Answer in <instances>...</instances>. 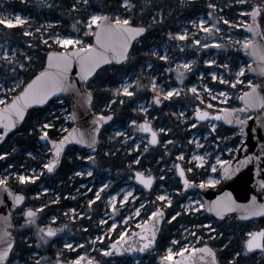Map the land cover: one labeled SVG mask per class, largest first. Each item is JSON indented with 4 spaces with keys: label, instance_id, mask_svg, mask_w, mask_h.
Wrapping results in <instances>:
<instances>
[{
    "label": "snow or ice",
    "instance_id": "6c2138e0",
    "mask_svg": "<svg viewBox=\"0 0 264 264\" xmlns=\"http://www.w3.org/2000/svg\"><path fill=\"white\" fill-rule=\"evenodd\" d=\"M124 11H131L136 8V4L132 0H118ZM235 2L243 7L239 9V15L243 18L246 16L251 17V22L248 19H243L242 23L236 20H230L227 17H221L216 19L213 17V12L209 11L207 13L208 17H213L214 22L209 23L205 18H199L198 22L196 20L190 21L192 24L196 25L197 29L202 30L205 34V38L211 39L212 44L207 42L202 43L201 39L193 37V43L195 45H201L203 48H210L215 45L216 48L225 47L218 40L215 39L217 33L223 31L221 25H230L233 28H247V30L253 35L251 37H245L242 40L234 39L232 36H228L227 40L231 42V47L243 49L249 55L258 58L261 62L259 68H253L251 65L242 64L238 67V71L233 72L230 63L221 64L220 67L226 70L224 75H219L216 71L211 72V77L213 80L219 81L223 85H228L229 88H236L237 85L247 84V90L243 88L240 89L241 95L239 99L244 102L243 108L225 106L222 110L211 111L209 109L217 108L218 105H213L208 102L207 108H202L199 104L196 106L194 116L196 117V122L190 125L191 128H196L200 122H207L210 125V130L207 135L212 136L217 130V123L215 121H225L228 125L237 124L240 126L239 132L246 137L248 121L252 119L251 115L248 113L252 109H261L264 111V83H255L252 79L245 78L246 71H260L264 73V27L259 25L258 18H264V0H235ZM40 4L43 7L52 8L53 4H50L48 0H40ZM152 4V0H145L143 6L140 7V12L143 14L145 9ZM91 8V0H75L70 7V11L79 13L85 7ZM209 8L218 9L219 5L216 3H210ZM30 17H25L20 14H11L10 16L0 15V25H6L8 28L14 25H26ZM153 23L162 22L164 20L163 12H160L157 16L150 17ZM55 24L61 23V21L56 20ZM80 23L86 26L83 31L84 37H94V42H87L81 36L76 34H53L49 35L46 39L42 40V43L48 45L49 41H53L56 45L62 46L64 51H50L47 54V63L41 67V70L32 74L31 78L25 80L22 78V72H26L31 67L33 57L27 52L19 49H13L9 46L0 45V143H3L8 137L9 133L13 129L17 128L20 122L25 120L26 115L30 108L33 106H43L47 105L49 101L56 97L59 99V94L72 92L75 94V106L73 111L68 114L69 120H77V107H82L85 110H93L94 94L93 89L89 87L90 78H97V70L101 71L103 65H109L112 61L117 62H127L130 61V49L132 48L133 41L137 40L138 37H142L143 34L149 31V25L144 23L133 22V17L131 15L121 16L119 14L109 15L102 11H89L87 17L84 21ZM53 26L52 22H49L48 27ZM72 27L77 33L81 31L80 28L74 23ZM45 29L36 28L34 31L29 30L24 33L26 36H33L40 34L42 35ZM168 36L172 39H177L180 41H186L189 38V32L187 30L172 33L169 32ZM33 46V43L29 41V47ZM38 46V45H35ZM71 46V50H69ZM181 50H183L181 46ZM151 54L155 55L158 59L162 61H168L170 59L169 53L165 51L163 54L159 50H151ZM255 62V61H254ZM79 66V72L76 76L83 84H77L73 75L72 68L74 64ZM208 65H215L217 61L214 58H210L204 61ZM196 64L195 60L185 61L182 65L177 63L176 79L180 81L183 85L185 78V71L191 70L192 66ZM148 69H152L153 65L151 63L147 64ZM183 69V70H181ZM169 72L172 71L171 68L168 69ZM231 75L233 78L226 79V75ZM204 73H200L201 79ZM134 85L139 87H144L140 83L139 78L135 80H126L114 91L117 95L121 92L126 96L135 95ZM150 86L152 91L156 93L153 96V100L156 104H162L163 100L161 97L171 99L173 95L180 96L182 94V88L170 87L167 90H158L157 79L153 76L150 80ZM193 94H198L201 89L193 84L190 89ZM203 91L211 95L213 99L220 100L224 105L228 104L229 98L232 93L228 88L222 89L219 92H215L213 88L209 87L208 84L203 85ZM197 98L201 101L204 100L203 95H198ZM115 100H109L105 107H110L111 104L115 103ZM123 104L124 101L120 100ZM140 112L145 113V118L142 122L136 119L131 120V124L136 127V130L143 133H150V145H157L160 143L158 133H163L165 131L171 132L172 129L159 128L158 130L153 128L150 120L147 118L148 107H141ZM180 117L184 116V113H179ZM113 115H106L104 112H97L92 119L90 132H86L80 128H72L70 131L66 130V135H63L60 139H52L49 136V129L54 128L55 125L48 121H43L40 123L39 132L40 139L48 141L50 147L48 151L53 153L50 159L43 164L40 174H43V170L46 169L48 172L56 171L58 165L61 163L62 156L65 152L66 146L69 143L76 142L80 145H87L89 148L95 149L99 143V134L101 129L104 127L105 122L112 121ZM35 131V129H33ZM116 136H125L128 139H133L129 136L127 132L118 131L115 133ZM226 137L215 136L213 138V143L215 144L217 140H224ZM197 148H203V144L199 140H193ZM168 143H171L169 141ZM219 147V145H216ZM140 144H135L132 150H139ZM261 147L264 148V142H262ZM15 149H13V152ZM144 152L148 151V147H144ZM229 153L234 150L231 147L227 148ZM238 151V149H237ZM11 153L4 151L0 152V160L5 159L10 156ZM28 156H33L32 152L28 153ZM210 154L205 152L204 154H193L191 156L192 161H197L200 167L208 164ZM252 156H246L241 164L253 159ZM259 159V157H255ZM81 159L95 162L94 155H84ZM178 159L183 161L185 159V154L183 152L179 153ZM216 164L225 166L229 164V161L221 159L219 156L216 158ZM132 163L139 165L140 159L137 158ZM216 164H210L212 172L217 171ZM131 166V165H130ZM179 172V177L183 180V188H176L175 192H186L189 188L197 186L196 181L189 179L186 175V169L182 165H176ZM32 173H36V169L31 170ZM146 171L148 174H146ZM193 171L192 168H188L187 172ZM134 175L131 179L139 181L147 189H152L154 182L157 180L155 175L150 173V170L141 171L138 169H133ZM79 176H93V171H80L77 173ZM224 174L227 176L229 174V168L224 167ZM12 174L9 173L4 176H0V190L7 192L12 198L11 207L8 209L7 214L0 213V264H18L16 260V249L18 245L16 243L13 231L15 225L12 223L13 209H18V206L22 205L26 199L25 195L22 193L14 192L9 186V180ZM16 179L21 183H28L29 181H35L39 178L36 174H22L20 172L15 173ZM163 179V177H161ZM219 181L209 177L207 180H200L198 187L206 188L209 185L218 183ZM111 182L102 183L99 190L94 194V199H89L88 204L92 205L95 201L100 200V193L105 189L109 188ZM261 187H264V180L260 181ZM89 191L92 189L89 188ZM45 192L48 191L47 188L44 189ZM121 192H123L121 198ZM136 192L135 188L122 189L120 192H116L110 195L108 199L111 202V215L110 218L113 222L108 227V231L101 233L94 237V243L97 241H103L105 237L110 238V233L115 231L118 224L124 226V230L117 234L116 239L111 243L110 246L100 247L99 252L105 256H113L116 253H145L153 251L157 245V236L160 231L159 224L163 222L165 218V209L163 206L157 207L155 210H150L145 217L136 222L137 230H131L130 221L134 220L135 217H141V210L145 209L146 204L140 203L139 207L134 209V216L129 214L122 217L120 220H116L114 217L119 213V208L117 204L121 206L126 205L130 198L134 202L137 197L134 195ZM39 195V193L37 194ZM230 196L231 194H226ZM157 200L165 202L167 206L173 204V197L168 192H162L157 196ZM55 202V201H54ZM6 201L0 196V205H4ZM151 203V202H147ZM46 205H41L40 209H34L32 207L19 208L18 212L23 218V223L20 225L21 229H29L30 226L36 227V234L39 239L45 243L48 242L49 238L55 237L58 232L62 231V228H55L51 224L40 225L38 223V213ZM235 208H239L242 211V218H248L250 216L264 215V203H258L257 197L252 196L251 203L248 205L237 204L234 200H225L224 198H218L215 201L203 203L199 199L189 198V202L181 206V211H176L174 215L171 216V220L174 221L177 217L182 215V212L188 214H197L201 210H205L210 213H215L217 217L224 218L227 213L232 212ZM73 216L70 218L77 219L75 208L71 209ZM83 216L84 213H80ZM59 217L52 216L51 220L55 222ZM101 225H107L108 220L101 219L99 221ZM68 225L64 224L63 228H67ZM199 227H207L209 232H216L215 228L211 227V223L208 225H200ZM185 232L188 229L185 228ZM189 235L198 243L203 240L204 237L197 236L196 232H190ZM220 235H223L220 233ZM214 237H209L213 239ZM184 243L181 244V240L173 238V245H180V247L174 251L172 246H167L165 248V254L159 256L161 264H221V260L218 256V252L215 248L209 244H203L200 247L196 246V243L189 242L187 237H183ZM244 247L241 251H236L231 259L228 260V264H239L242 257L248 255V253L254 250H264V228L260 230L248 231L247 239L244 242ZM67 249H72L73 244L68 243L64 245ZM76 247H83L77 244ZM225 248L228 247L227 244L224 245ZM180 256L179 260H173L174 256ZM60 256V253L57 254ZM45 261L44 257H40L38 260H34L32 264H43ZM28 264V262H25ZM55 264H101L99 260L95 258H88L87 253L78 254L74 259L65 261L63 259H57ZM139 264V261L136 262Z\"/></svg>",
    "mask_w": 264,
    "mask_h": 264
},
{
    "label": "trees",
    "instance_id": "16d2710c",
    "mask_svg": "<svg viewBox=\"0 0 264 264\" xmlns=\"http://www.w3.org/2000/svg\"><path fill=\"white\" fill-rule=\"evenodd\" d=\"M215 1H217L218 5L229 14H235L241 7H243L237 4L235 0H152V4L145 9L143 14H141L139 9L144 5L145 0H132V2L136 4V8L127 12L123 10L118 0H91V8L86 6L79 13H77L69 10L75 0H49L48 2L53 4V7L50 8V19L53 21H61V23L57 24L54 28L65 31L70 29L74 34L78 35H82L86 28V26L80 22L84 21L88 12L93 10L106 12L109 15H131L133 17L134 23L139 22L149 25V31L135 42L130 54V61L122 66H106L102 71L100 70L97 73V78H92L89 81V87L93 89L94 93V111L104 112L105 114L114 113V123L124 125L128 119L137 118L139 114L137 112L138 102L143 99H149L154 94L150 86L151 79L149 72L145 68L146 63L148 61H152L153 64L160 69H163V67L166 65L165 62L159 61L157 58L153 57L151 54L152 47L168 40L169 32L176 33L184 24L188 23L193 18L199 16L200 14H207L209 11H211L209 4ZM0 2L8 5L12 3L15 4L12 8L13 10L23 11L31 18L38 17V19L41 20L40 18L44 19V17L47 15L46 8L41 5H37L36 1L34 0H26L24 2H21L20 0H13L12 3L9 1L7 2L6 0H0ZM40 9H42V11H38ZM160 12H163L164 20L162 22L153 23L150 17L157 16L158 18V14ZM41 15L44 16L41 17ZM74 23L78 28L81 29L79 33H77L72 27ZM238 31L243 35V28H240ZM0 35L5 38L11 37L12 40L17 43H21L22 39L24 38L23 31L19 28V26L8 28L4 25H0ZM85 38L87 41L92 42L91 36ZM176 42L177 40H173L174 44H176ZM183 42H185L192 50L191 56L195 57L196 64H194V68L196 69V72H204L205 74H208L211 67L205 66L203 64L206 51L200 48L199 45L193 44L190 46V43L193 42V38L191 37ZM52 48H57V46L54 45L51 48L45 47V49L49 50ZM37 50L39 54V60L35 62L32 61L31 67L26 70V72H22L25 76V80L31 78L32 74L38 72L41 67L44 66L45 55L47 52L43 51L40 53L39 49ZM227 50L232 57L231 65L233 69H238L241 62H246L242 55L241 49H233V47L229 46ZM199 52L202 54L198 58ZM129 73H133L135 79L139 78L140 83L144 85V87L134 85L135 95L131 97L121 94L117 95L114 90L119 87L121 82L120 74ZM189 76L190 77L187 80V85L196 80L195 72H192ZM249 77V74L245 75V78L248 79ZM212 83L218 84V82ZM220 86L228 85L221 84ZM241 88L244 90L247 89V87H243V85H237V87L234 88V91H239ZM109 100H115L116 102L111 104L110 107H105ZM120 100H123L124 103L121 104ZM64 101L67 105H69L68 99H64ZM55 102L56 100H53L46 107L31 110L24 124L15 132L11 133L4 143L0 144V152L7 151L11 153L10 156L0 160V172L7 167H11L12 170L18 169L19 166L25 162L24 160L28 158L29 152H36L39 147H43L39 141V126L41 122L46 120L55 125L54 128L49 129V136L51 138L58 139L65 134L66 131L60 127L63 119H55L56 116H58V113H54L52 115L50 113L51 105ZM198 104L205 106L204 103L197 99L196 95L185 94V96L180 95L174 96L171 99H163V103L160 106H157L155 110L151 111L152 115H158L159 113V120L162 119L164 123L172 125L174 130L178 132V135L174 136V139L176 140L175 143L168 146L169 154L164 155V162L177 160L176 156L178 152L180 150H184L185 145L189 144L188 140L190 137V131H186L185 134H182V129L183 127H187L190 122H196L194 117H192V119L182 124V121L177 116V107L181 106L182 108H187L188 114H193V107ZM235 105H239L238 98L235 100V103H232L230 106L234 107ZM158 118L156 121H158ZM114 123L107 125L101 132L99 151L96 155H94L95 162L91 161V164L94 168V177H96L98 180H104L115 173L128 172L132 174L133 169H147L151 170V172L156 175H160V167L163 161H158V158L160 156L159 150L161 147L156 148V151L143 152L142 148L137 151H129L127 146H123L117 142H109L110 128ZM67 124L70 126L69 122H67ZM205 125V123H200V126L203 129V126ZM33 129H35V131H33ZM169 136H172V133L166 135L162 134V141L166 140V138ZM215 136L226 137L224 140H219L221 148H227L228 146L237 147L242 141L237 129L223 124L218 125L216 132L212 135V140ZM179 143L180 146L178 147ZM191 148L192 145L189 144L188 151ZM13 149H15L14 152ZM80 151L84 152L83 149L79 150L76 146H70L65 152L60 169L54 175H49L44 172L42 177L35 180L34 182L29 181L28 183H21L13 177H11L9 180V185L11 187L26 195V202L23 208L32 207L34 209H40L41 205H46V207H44L42 211L38 213V223L40 225L51 224L55 228H63V225L66 222L63 212L69 210L72 206L79 204V202L75 203L74 201L65 198L68 188H64L63 185L59 187L60 197H58V201L55 199L54 193L50 192L49 190L52 186L55 187V184H57L59 180L68 182L70 180V176L76 172L80 164L90 162L82 160L81 158L78 159L77 153ZM160 152L163 154V149H161ZM45 156L48 157L49 154L45 153ZM137 158L140 159L139 165L132 163V161ZM34 161L40 166L41 163H45V159ZM185 167H189L187 162H185ZM208 173V169L203 171L201 169L194 168L193 171L188 172V175L190 179L200 182V180L206 179ZM43 186H48L47 192L43 191ZM175 187L182 189V186L179 182H177ZM158 192V184L157 187L151 192L142 190V194L147 197L148 202H151L147 203L145 207V216L150 210H155L158 207ZM38 193L39 195H37ZM92 195L93 193H91V196ZM185 196L186 194L184 192L175 193L173 204L170 207H167V219L160 233L157 247L155 251L149 255L152 257V259H158L160 255L165 254V248L169 246L172 242V239L179 234L178 231L181 225L185 224L197 227L212 221V224L216 228V235L212 236L214 233L207 232V227H197V236L202 235L204 237V239L201 240L198 245H202L204 242L211 244L217 250L221 264H228V260L231 259L234 253L243 249L246 239L245 231L252 227H264V217L258 222H241L234 215L228 217V219L225 221H218L205 214H201V216H199L198 214L193 215L182 212L181 216L172 221L171 216L174 215L176 211L182 210L180 204ZM81 200H83V197ZM99 205H101L99 201H95V203L89 207L88 203L85 201L83 207L84 209H88L87 212H91L94 216H96V209L99 208L100 210L102 207ZM52 216H57L59 219L53 222L51 220ZM91 220L92 218H81L78 221H72L68 223V226L79 234L78 237L74 238V240L76 242L82 241L87 244V249L90 247V245H88V241L90 240L93 232L96 230L93 229L94 226L91 224ZM22 223L23 218L21 215L15 216V236L16 243L18 245V248L16 249V260L18 261V264H25V262L32 264V262L38 258L35 255L36 252L43 255L45 254L44 258L48 262H54L58 258L69 261L74 259L82 250H68L62 246L61 242L53 238L47 245L43 247V249H45V251H43L42 247H38L36 245L35 242L37 239L35 237H30L27 239V241L22 239L26 234L23 232L26 229L20 228ZM90 225L91 229H86L89 228ZM33 227L35 226H31V228L26 230V232L28 231L31 233L30 231L34 230ZM220 233L223 235H220ZM209 237L214 238L209 239ZM225 244L228 245L227 248L224 247ZM58 253H60L59 257L57 256ZM92 254L101 262V264H131V258L129 256L119 258L113 257L117 259V261L112 263L110 260L111 256L107 257L100 253L99 250L93 251ZM239 264H264V252L260 254L257 252H250L247 256L240 259Z\"/></svg>",
    "mask_w": 264,
    "mask_h": 264
},
{
    "label": "rangeland",
    "instance_id": "374dc122",
    "mask_svg": "<svg viewBox=\"0 0 264 264\" xmlns=\"http://www.w3.org/2000/svg\"><path fill=\"white\" fill-rule=\"evenodd\" d=\"M7 2H13V0H6ZM21 2H24L26 0H20ZM36 1L37 5H41L40 4V0H34ZM49 1V0H48ZM214 3L218 4L217 1H215ZM15 4H4L3 2H0V15H4V16H10L11 14H20L23 15L25 17H30L28 14L24 13L23 11H16L13 10V6ZM46 8L47 11V15L44 17V19L40 18L41 20L38 19V17L35 18H31L28 20L26 25H14V26H19V28L23 31V35L26 31L29 30H35L36 28H43L45 29V31L43 32L42 35L37 34V35H33V36H26L24 35V38L22 39L21 43H17L14 42V40H12L11 37H3L0 35V45L3 46H9L13 49H19V50H23L25 52H27L29 55H31L33 57V62L38 61L39 60V54H38V50L39 52H43V51H48L49 49H45L46 48H51L54 45H56L53 41H49L48 45H45L44 43H42L43 39H46L49 35H53V34H62V33H68V34H74L72 32V30L68 29V30H61V29H55L54 27L57 25L55 24L53 20L50 19L51 14H50V8ZM38 11H42V9L38 10ZM211 12H213V17H215L216 19H219L221 17H227L230 20H236L239 23H242L243 19H248L250 22V16H246V17H241L239 15V11L235 14H229L227 12L224 11V9L222 7L219 6L218 9H211ZM44 15H41V17H43ZM124 16V15H121ZM213 17H208L207 14H200L199 16L193 18L192 20H196L198 22L199 18H205L209 21V23L214 22ZM190 20V21H192ZM188 22L186 24H184L180 30L178 32L187 30L189 32V37L193 38H199L201 39L202 43L207 42L209 44H212V40L211 39H207L205 38V34L202 32V30L197 29L196 25L192 24L191 22ZM49 22L53 23V26L51 28L48 27ZM260 22H261V26L264 27V18H260ZM6 26V25H4ZM7 27V26H6ZM221 27L223 28V31L217 33L215 39L218 40L222 45H225V47H221V48H216L215 45H212L210 48H203L201 45L200 48L204 49L206 51V55L204 56V60H203V64L205 66H209L211 67L210 72L208 74H205L204 72V76L201 79L200 77V73L201 72H196V69L194 68V65L192 66L191 70H183L185 71V78L183 81V85L180 84V81L176 79L177 76V70H176V64H183L185 61H191V60H195L194 56H191V49L190 47H188V45L180 40L177 39H172L169 37L168 40H166L164 43L161 44H156L152 47L151 50L155 49V50H159L162 54L167 51L169 53L170 59L168 61H163L165 62V67H163V69H160L159 67H156L152 61H148L146 63V70L149 72V76L150 79L155 76L157 79V86H158V90H167L170 87H178V88H182V94L181 95H203L204 96V100L201 101L202 103L205 104V106H201L202 108H207L208 107V102H211L213 105H218L219 109L217 108H212V111H217V110H221L223 109L225 106H230L232 103H235V100L238 98V96L241 94V91H234V88H229V86H220L221 83H219V81L217 80H213L211 77V72L212 71H216L219 75H224L226 73V70L224 68H221L220 65L221 64H225V63H232V57L231 54L228 53L229 51L227 50V48L229 46H231V42L227 40L228 36H232L234 39H240L242 40L245 37H250V35H248L247 33L243 32V35L240 34V32L238 31L240 28H233L230 25H221ZM78 35V34H76ZM81 36L83 39L86 40V38L82 35ZM29 37V38H28ZM173 40H177L176 44L173 43ZM29 41H31L33 43V46L29 47ZM89 42V41H87ZM194 43L191 42L190 46L193 45ZM38 45V46H35ZM57 48L60 49H64L62 46L56 45ZM181 46L183 48V50H181ZM69 48H71V46H69ZM235 49V48H233ZM32 51V52H30ZM33 53V54H32ZM202 53L199 52L198 58L200 57ZM154 58H157L155 55H153ZM210 58H214L217 61V64L215 65H208L206 63H204L205 60L210 59ZM158 59V58H157ZM159 61H162L160 59H158ZM246 62H241L240 65L242 64H248L250 65V60L245 59ZM151 63L153 65L152 69H148L147 68V64ZM34 64V63H33ZM232 66V65H231ZM171 68L172 71L169 72L168 69ZM233 72L238 71V69H233ZM195 72V77L196 80L193 81L192 83H190L189 85H187V80L189 79V75ZM248 74V71L245 72V75ZM121 75V82L119 84V86L124 83L126 80H135L134 74L133 73H129V74H120ZM210 77V79H209ZM22 78L25 79L24 74L22 73ZM226 79H231L233 78L230 74L225 76ZM210 81H209V80ZM248 79H252L253 82H255V78L252 77L250 75V77ZM212 82H218V84H214ZM170 83V84H167ZM195 84L198 88L201 89V92L198 94H193L190 91H187L188 89H190V87ZM204 84H208L209 87L213 88L215 92H219L222 89L228 88V90L232 93V96L229 98L228 100V104L224 105L220 100H215L213 99V97L209 94H207L206 92L203 91V85ZM220 84V85H219ZM243 87H247V84L243 85ZM121 95H124L122 92L120 93ZM156 95V93H154L149 99H143L141 101L138 102L137 104V112L139 113L137 118H131L128 119L126 124L124 125H120L119 123H114V125L112 126V128H110V133H109V142H117L118 144H121L123 146H127L129 151H134L132 150L134 148L135 144H140L142 148V151L144 149V147H148V151H156V147H154L153 145L149 144V136L143 132H139L136 130V127L133 126L131 124V120L136 119L139 122H142L143 119L145 118V113H142L139 111V109L141 107H148V113H147V118L150 120L153 128L155 129H159V128H171L172 131L171 132H163L162 134H171L172 136H169L166 138V140L162 141L160 139V143L158 145V147H161V149H163L164 153L162 154L159 150V158L158 161H163V163L161 164L160 167V175H156L154 173L151 172L150 173L152 175H155L158 180L160 181L158 184V195L162 192H168L169 194L172 195V197L174 198L175 196V189L177 187H175L177 185V182H179V178L176 172V165L178 162H182L184 161L187 162L188 164V168H197V169H201L203 171H205L206 169H208L209 173L208 176L206 177L205 180H207L209 177H212L218 181H220V173H221V169H222V165L216 164V157L219 156L221 159L223 160H231L237 151L238 147H234V146H228L233 148V152L229 153L227 151V148H221L220 144H219V140L216 141V143L214 144L212 141V136H208L207 133L210 130V125L207 122H202L205 123L206 125L203 126L204 129L200 126V123L197 125L196 128H191L190 125L192 123L195 122H190V124L187 127H183L182 129V134H185L186 131H190V137L188 140V143L192 145V148L188 151L189 148V144L185 145L184 150H180L177 154V160L175 161H170V162H164V155H168L169 151H168V146L175 143V139L174 136L178 135V132H176L174 130V127L172 125H168L167 123H164L162 121V119L159 120L158 115L151 114V111L155 110L157 106H160L161 104H156L153 100V96ZM176 95H173V97ZM161 99H168L165 97H161ZM198 99V98H197ZM199 100V99H198ZM241 104L239 105H235L234 107H239ZM197 106V105H196ZM196 106L193 107V114H188V109L187 108H182L181 106L177 107V116L179 117V119L182 121V124H184L186 121L192 119V117H194V119L196 120V117L194 116V112L196 109ZM232 107V106H230ZM51 115L54 113H58V116H56L55 119H63L62 123H61V128L62 129H68L70 126L67 124L68 122V114L69 112V105H67L64 101V99H58L56 100V102L54 104L51 105ZM183 112L184 116L180 117L179 113ZM158 118V121H156V119ZM217 125H219L217 123ZM118 131H123V132H127L129 134V136L133 137V139H128L125 136H116L115 133ZM159 135H161V133H159ZM161 138V137H160ZM193 140H199L201 144H203V148H197L195 143H193ZM169 141H171V143H168ZM219 145V147H217L216 145ZM177 146V145H176ZM180 146V143L178 144V147ZM157 147V148H158ZM139 149V150H140ZM137 151V150H135ZM48 149L46 147H39L38 150L36 152H32L33 156H28L27 159H25L24 163L21 164L19 166L18 169L12 170L11 167H7L4 168L1 172H0V176H4L7 175L9 173L12 174V177L16 179L15 177V173L16 172H20L22 174H36L40 177H42V175L44 174V170H43V174H40L41 169L43 168V164L41 163V166L38 165L37 162H35L34 160H41V159H45V162H47L49 157L45 156V153H48ZM144 152V151H143ZM183 152L185 154V159L183 161L178 159L179 153ZM205 152L210 154L209 160H208V164H205L203 167L199 166V163L197 161H192L191 160V156L193 154H204ZM78 159H80L82 156L84 155H88L87 152L84 150V152H78ZM84 160V159H82ZM186 160V161H185ZM88 161V160H85ZM210 164H216L217 167V171L216 172H212L211 168L209 167ZM186 167V170L188 169ZM32 169H36V173H32ZM165 169V170H164ZM88 170H92L93 171V176H79L77 173H79L80 171H88ZM143 171L147 170V169H142ZM146 173L148 174V172L146 171ZM74 176H78V181H81V178H86L87 181H84L83 183L79 184L78 187L72 188V189H68V192L65 195V198H68L72 201H74L76 204L74 206H72L69 210L64 211L63 215H65V224L68 225L69 222L72 221H78L81 218H86V219H90L91 220V224H93L94 228L96 229L93 234L90 237V240L88 241V245H90V247L87 249V244H85L82 241H78L76 242L74 240L75 237H78V233L75 230H72L71 227H67V228H62V231L58 232L57 235L55 237H51L49 238L48 242L45 243L43 241H41L39 239V236L36 234V227H33V231H30L31 233H29L28 231L26 232V230H24L23 232L26 233L25 236H23V240L27 241V239H29L30 237H35L37 239V241L35 242L36 245L38 247H42V250L45 251V249H43V247L45 245H47L51 239L55 238L57 239V241L62 243V246L64 247L65 244L71 243L73 244V248L72 249H68V250H78V249H82L80 251L79 254H85L87 253V255H89L92 258H95L94 255L92 254L93 251L99 250L100 247H106V246H110V244L116 239L117 234L120 231L124 230V226L122 224H118L117 228L115 229V231H113L112 233H110V238L109 237H105V239L101 242V241H97V242H93L94 241V237L96 235H99L101 233H105L108 231V227L111 225V223L113 222V219L110 218L111 215V202L108 199V197L110 195L115 194L116 192H120L122 189H128V188H135L136 192L134 193V195L137 197V199L133 202L132 199L130 198L129 202L126 205L121 206L120 204H117V207L119 208V213L115 215V219L116 220H120L122 217L127 216L129 214H132L134 216V209L136 207H139L140 203H145L147 205L148 199L147 197L142 194L141 188L137 186L134 183V180L131 179V177L133 175H127V180H124V178H121L122 173H115L114 175H110L109 177H107L104 180H98L96 177H94V168L93 165L91 164V161L89 163H82L80 164V166L78 167V169L76 170V172L73 174ZM161 177H163V179H161ZM38 178V179H39ZM73 181L74 178H71L68 182H58L57 184H55L56 186H52L51 189L49 190L50 192L54 193V197L55 199L58 201V197H60V192H59V187L61 185H64L65 187H72L73 185ZM110 183L109 188L105 189L103 192L100 193V200L99 203L102 206L101 209L99 210V208L96 209V216H94L91 212H87L88 209H84L83 205L85 203V201L88 203L89 199H94V194L99 190L100 185L102 183ZM119 183H121V185H119ZM180 183V182H179ZM48 186H43V188H47ZM91 188L92 190L89 191L88 189ZM43 189V191H44ZM48 189V188H47ZM91 193H93V195L91 196ZM186 196L184 197L183 201L180 204V207L184 204H187L189 202V198H194V199H199L202 201L201 196L199 194V192L197 191H188L185 193ZM123 192H121V198H122ZM157 195V196H158ZM83 197V200H81V198ZM138 201V203H137ZM158 201V200H157ZM88 206H92L89 205ZM158 206H163L167 209V205L165 202H161L158 201ZM75 208L77 210L76 212V216L77 219L73 220L70 217L73 216V213L71 212V209ZM26 209V208H25ZM144 210H141V217H135L134 216V220L130 221L129 223L131 224V229L129 234L131 233V230H136V222L141 220V218L145 217L144 214ZM80 213H84L83 216H80ZM199 216H201V214H204L203 209L201 210L200 213H197ZM18 216H20V214H17ZM101 219H106L108 220V224L107 225H101L99 223V221ZM209 223H211V227L215 228V226L212 224V221L207 222L204 225H208ZM260 227V226H259ZM259 227H252L248 230L245 231V235H246V239H247V232L248 231H254L256 229H259ZM31 228V226H30ZM185 228L188 229V232H185ZM196 228L195 226H190V225H181L180 229L178 231V235L174 238L180 239L181 240V244L184 243V239L183 237H187L189 242H193L196 243V241L193 239V237L191 235H189L190 232H196ZM86 229H91V225L89 228ZM208 229V228H207ZM216 229V228H215ZM231 229V228H230ZM207 232H209L207 230ZM22 233V234H24ZM213 233V232H212ZM215 232L212 236H215ZM245 239V240H246ZM173 240V239H172ZM56 241V242H57ZM200 243V241L198 243H196V246H199L198 244ZM77 244L82 245L83 247H76ZM205 244V242L203 243ZM169 246L173 247V250L176 251L180 245H173L172 242ZM245 246V245H244ZM67 249V248H66ZM153 253V252H152ZM152 253H149L143 257H140L138 259H131L130 263L131 264H136L137 261H139V264H159L158 263V259H152V257H150L149 255H151ZM37 260L40 257H45V254H41L36 252L35 253ZM179 256V255H177ZM174 256L173 258L177 257ZM110 257V256H108ZM113 257H118L116 255H113L110 257V260L112 263H115L117 261V259L113 258ZM159 258V257H158ZM96 259V258H95ZM43 264H55L54 262H48L47 260H45L43 262ZM118 264H122V263H118Z\"/></svg>",
    "mask_w": 264,
    "mask_h": 264
},
{
    "label": "water",
    "instance_id": "95a60500",
    "mask_svg": "<svg viewBox=\"0 0 264 264\" xmlns=\"http://www.w3.org/2000/svg\"><path fill=\"white\" fill-rule=\"evenodd\" d=\"M250 22H251V17H250ZM259 25L261 26L260 21H259ZM244 31L248 35H250V37L253 35V33L249 32L247 30V28H244ZM140 38L141 37H138L137 40L133 41L132 48H133L135 42L138 41ZM92 42H94V37H92ZM132 48L130 49V54H131ZM64 50L65 49H50L48 52H50V51H64ZM69 50H71V48H69ZM48 52H47V54H48ZM47 54L45 56L44 65H46V63H47ZM242 54L246 59L251 61L250 65L253 68H259V65L261 62L258 60V58L249 55L243 49H242ZM127 62L112 61V63L109 65H103L102 69L106 66H114V65L115 66H122V65H125ZM99 71H100V69L97 70V73ZM78 72H79V66L77 63V64H74V66L72 68V75H73L77 84H83L84 82L80 81L79 78L76 76V73H78ZM248 73L256 79L255 83H264V73H261L260 71H255V72L248 71ZM91 79L92 78H90V80ZM59 97H60L59 99L67 98L69 100V102H70V113H71L73 111V107L75 106V94L72 92L62 93V94H59ZM54 99H57V98L53 97L49 101V103ZM49 103L47 105H49ZM93 103H94V101H93ZM239 103L241 104V106L238 108H243L244 102L239 99ZM47 105L33 106V108L29 109L28 114L31 110L43 108V107H46ZM76 111H77L78 119L77 120H69V122L72 124V126L69 128V131L72 128H80V129L85 130L86 132H90L92 119L97 112H95L93 110H85L82 107H77ZM28 114L26 115L25 120H26ZM248 114L252 116V119H250L248 121L247 129H246L247 135L245 137L239 132L240 136L242 137V142L238 147V151L236 152L235 157L232 158L231 160H229L228 165H225L222 167L221 173H220V181L216 184L209 185L206 188H199L198 187L199 183L196 182L197 186L189 188L187 190V191L194 190V191L199 192L201 199H202L203 203H205V204H207L208 202H211V201H215L218 198L222 197L225 200L232 199L237 204L248 205L251 203L253 195H255L257 197L258 203H264V187H261V185H260V181L264 180V148L261 147L262 142H264V111H262L261 109H252ZM106 115H109V114H106ZM111 115H113V117H114L113 113ZM25 120L23 122H20L17 125V128L13 129L12 132L9 133V135L11 133H13L14 131H16L18 128H20L24 124ZM110 122L111 121L105 122L104 127ZM215 122L227 125V126L232 127V128H236L238 130L240 128V126L237 124L228 125L225 121H222V120L221 121H215ZM102 129H101V131H102ZM66 134H67V132H66ZM146 134H148L150 136V133H146ZM158 137H159V134H158ZM6 139H5V141H6ZM58 139H60V138H58ZM39 140L42 143V145L45 146L47 149L50 147V143L48 141L40 139V136H39ZM0 144H2V143H0ZM99 144H100V134H99V143L97 144L95 149L89 148L87 145H80L76 142L69 143L66 146V149L71 145H75L79 148L86 149L90 155H94L99 150ZM154 146H157V145H154ZM66 149H65V151H66ZM64 154H65V152H64ZM64 154L62 156L61 163L58 165L56 171L48 172L45 169L46 173L54 174L57 172V170L59 169V167L62 164ZM52 155H53V153L49 152V159L51 158ZM246 156H252L254 158L247 161L246 163L241 164V161H244ZM255 157H259V159H256ZM177 165H182V163L178 162ZM224 167L229 168V174L227 176H225V174H224ZM177 174L179 177L178 169H177ZM186 175H188L187 172H186ZM179 179H180V182H181V185L183 188V180L181 177H179ZM135 182H136V184L144 187L143 185H141L139 183V181L135 180ZM11 189L14 192H16L12 187H11ZM145 189L147 191L152 190V189H147V188H145ZM17 193H21V192H17ZM229 193L231 194L230 196L226 195ZM22 194L25 195L24 193H22ZM0 196H2L3 199L6 201V203L4 205H0V213H3L6 215L8 209L11 207L12 198L7 192H4L2 190H0ZM25 197H26V195H25ZM24 203H25V201H24ZM22 205L18 206V208H20ZM16 210L17 209H13L12 223L14 225H15L14 215H15ZM204 212L206 213V215L212 216L213 218H215L219 221H225L231 215H235L238 220L244 221V222L256 221V220H259V219L264 217V215H259V216H250L248 218H242V211L239 208H235L232 212L227 213L224 218L217 217L215 215V213H210V212H207L205 210H204ZM166 219H167V211L165 209V218H164L163 222L159 224L160 231L158 233L157 240L159 238V235L162 231V227H163ZM260 229H262V228H260ZM260 229H257V230H260ZM136 230L138 231L139 229H136ZM10 231H13V234L15 236V228L10 229ZM15 239H16V237H15ZM198 247H200V246H198ZM153 251H149V252H145V253H140V252L124 253V254L116 253L115 255L119 256V257L130 256L132 259H138V258L143 257L144 255L151 253ZM261 251H264V250L257 249V250H254L252 252H261ZM87 257L91 258L89 255H87ZM179 259H180V256L173 258V260H179ZM159 264H161L160 260H159Z\"/></svg>",
    "mask_w": 264,
    "mask_h": 264
},
{
    "label": "flooded vegetation",
    "instance_id": "af4514ba",
    "mask_svg": "<svg viewBox=\"0 0 264 264\" xmlns=\"http://www.w3.org/2000/svg\"><path fill=\"white\" fill-rule=\"evenodd\" d=\"M114 117H115V114H114ZM111 123H114V120L111 122ZM109 125V124H108ZM114 124H112V126H113ZM112 126H111V128H112ZM106 127V126H105ZM104 127V128H105ZM103 128V129H104ZM161 138H159V139H161L162 140V133H161V135H159ZM149 140H150V138H149ZM158 145L159 144H157V146H155L156 148L158 147ZM74 146V145H73ZM77 147V146H76ZM78 148V147H77ZM79 150H81L82 148H78ZM83 150H85V149H83ZM86 151V150H85ZM87 152V151H86ZM183 164V166H185V163L183 162L182 163ZM61 167V166H60ZM186 168V167H185ZM60 169V168H59ZM58 169V170H59ZM58 170H57V172H58ZM139 170V169H138ZM165 170V169H164ZM56 172V173H57ZM55 173V174H56ZM122 173V175L123 176H121V178H124V180H127V177L129 176V175H134V172L132 173V174H130V173H128V172H121ZM54 175V174H53ZM128 175V176H127ZM71 178H74V181H73V185H72V187H65L64 185V188H68V189H72V188H75V187H78L79 186V184H81V183H83L84 181H87V179L86 178H81L80 180L81 181H78V176H74V175H71L70 176V179ZM58 182H61V183H63V180H59ZM159 180H158V178H157V180L154 182V184H153V187H152V190L151 191H153L156 187H157V184H159ZM134 183L136 184V182H135V180H134ZM119 185H121V183H119ZM137 186H139V187H142V186H140V185H138V184H136ZM13 188V187H12ZM14 189V188H13ZM16 192H19V191H17L16 189H14ZM142 190H145L146 191V189L144 188V187H142L141 188V191ZM150 191V192H151ZM22 193V192H21ZM24 206V205H23ZM23 206H21L20 208H23ZM19 209V208H18ZM18 209L16 210V212H15V215H14V222H15V216H18L17 214L19 213L18 212ZM67 211V210H66ZM163 228V227H162ZM15 229H16V225H15ZM160 236V235H159ZM159 239V238H158ZM157 242H158V240H157ZM156 247H157V245H156ZM156 249V248H155ZM158 263H159V258H158Z\"/></svg>",
    "mask_w": 264,
    "mask_h": 264
},
{
    "label": "bare ground",
    "instance_id": "6f19581e",
    "mask_svg": "<svg viewBox=\"0 0 264 264\" xmlns=\"http://www.w3.org/2000/svg\"><path fill=\"white\" fill-rule=\"evenodd\" d=\"M259 21H260V19H259ZM260 24H261V22H260ZM262 27V26H261Z\"/></svg>",
    "mask_w": 264,
    "mask_h": 264
}]
</instances>
